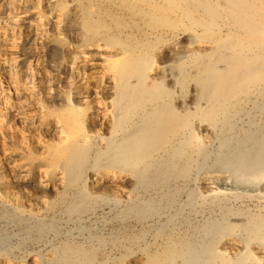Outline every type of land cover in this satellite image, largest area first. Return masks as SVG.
Here are the masks:
<instances>
[{"label":"bare ground","instance_id":"obj_1","mask_svg":"<svg viewBox=\"0 0 264 264\" xmlns=\"http://www.w3.org/2000/svg\"><path fill=\"white\" fill-rule=\"evenodd\" d=\"M261 94L264 0H0V208L42 245L0 264H264Z\"/></svg>","mask_w":264,"mask_h":264},{"label":"rangeland","instance_id":"obj_2","mask_svg":"<svg viewBox=\"0 0 264 264\" xmlns=\"http://www.w3.org/2000/svg\"><path fill=\"white\" fill-rule=\"evenodd\" d=\"M186 36H187L186 34L183 35V36H180L175 41L177 42V44L179 43L180 46L181 45L183 46V44L188 45V42L186 40L188 37H186ZM189 95H190V92L188 93V97H189ZM260 97L261 98H259V99L256 100L257 102L255 101V99H253V101H250L249 102V104L247 105V112L246 113H242L241 115H237L236 116L235 120L233 121V123H234L233 128L234 129L232 128L233 129L232 131H241L242 129H240V128H244L245 129V127H247V125H249L250 119H253V118L254 119H257V120L259 119V123L260 124H262L264 122V94H261ZM251 102H254V103H251ZM250 107L252 108V110H251ZM248 108H250V109L248 110ZM257 109L259 110V112L256 111ZM248 111L250 112L249 114H247ZM245 114H247V115L244 116ZM202 133H204V132H202ZM208 138H210L209 139V144H210L209 145V148H210L209 150H211L212 152H214V150L216 149V146L218 147L219 142H220L221 139L220 138H216V137L211 136V135H209ZM211 141H213V142H211ZM217 143H218V145H217ZM209 156H210L209 158H208V156L206 158V162H205L206 166L204 164V166L200 167V169L198 171V180L195 181V182H193V183L188 184L187 187H186L187 188V194L186 195H188L190 197H188V196L186 197V195L180 194V196H179L180 201L179 202H182V204H184V202L187 199L188 200L191 199L193 201L194 199H193L192 196H194V194H196V192L197 193L198 192L199 193H202L203 190L197 184L198 181L201 179V177L203 178L205 176H210L211 174L212 175L213 174H218V172L215 169H213L212 167H210L211 166V163H212L211 161H213L214 156H211V155H209ZM216 182H218V183H216ZM216 182L215 183L218 184L216 186H218L219 188H221L223 190H226L227 191L229 189V187L232 188V186L231 185H228L225 181H223L222 184H221V180H216ZM194 185H195V187H194ZM224 186L226 187V189H224L225 188ZM145 194H146V196H145ZM154 195L155 194L153 193V191L151 192V190L141 189V190H138L137 191L136 201H142L144 199H151L152 197H154ZM241 203H242L241 204L242 206H245L246 205V202L245 201H242ZM123 206H124V204H122L118 209L124 208ZM108 209L109 208L99 210L95 214L89 216L87 218L88 220L86 219L85 222H84V224H83V228H84L83 233H86V232L87 233L90 232V233H93V234H95V233H97V234L103 233L105 235L106 234L109 235V234H112V233L115 234L117 232V230H119V228L122 227V225H121L122 222H117L114 219V217H113L115 215L114 212L115 211H118V210H113V209H116V208H113V209L111 208V209H109L110 211ZM183 211L184 212H187V209H184ZM216 212H218V211H216ZM214 213L215 212H213V211H207L205 214L208 215V214H214ZM109 220H111V222ZM115 223H117V224H115ZM22 226H23L22 223H20V222L15 221V220L12 219V217L10 216V214H9L8 211L0 208V248H11L12 247L11 248V250H12V256L15 259L20 258L25 251H29V250L30 251H33V250H41V246H42L36 240L37 239L36 236L35 235L33 236L30 233H25ZM79 233L80 232H77L74 235H77ZM30 240H33V241H30ZM24 242H25V244H24ZM22 247L24 248V250H23ZM13 248H14V250H13ZM21 250H23V251H21Z\"/></svg>","mask_w":264,"mask_h":264}]
</instances>
